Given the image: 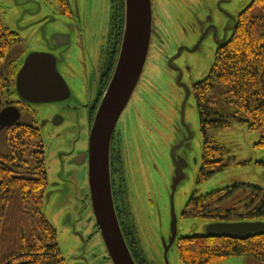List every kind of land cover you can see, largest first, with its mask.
<instances>
[{"label": "rangeland", "instance_id": "rangeland-1", "mask_svg": "<svg viewBox=\"0 0 264 264\" xmlns=\"http://www.w3.org/2000/svg\"><path fill=\"white\" fill-rule=\"evenodd\" d=\"M76 1L78 14L75 0H70L72 10L68 14L66 6L56 0H0V7L6 25L23 40L12 58L21 59V63L29 53L49 52L48 41L54 33L71 34L72 46L65 54L67 62L63 73L76 97L71 104L76 106L80 101L88 106L98 99L99 70L105 57L111 7L110 0ZM152 9L154 34L150 52L120 123L134 105L140 104L144 130L151 136L155 134L160 141L159 159L154 162L157 178L147 163V156H142L143 161L137 158L138 163L136 161L128 176L126 192L117 196L115 206L123 209L125 219L134 224V238L148 263L182 264L176 244L170 248L172 192H175L177 237L203 235L208 222L184 216L189 200L194 195L204 196L235 184L264 189V149L258 147L260 134L249 129L247 124L234 121L222 129L209 128L208 138L227 148L231 160L224 171L200 180L204 140L192 95L186 103L185 119L193 137L176 152L188 164L184 169L185 177L177 182L171 151L188 133L182 125L180 109L184 95L176 74L179 70L183 72L182 83L187 86L206 78L214 65L219 42L227 34L232 36V18L247 9L252 15H264V3L255 4L254 0H152ZM0 100L4 102L5 95ZM36 108L39 111L36 118L23 113L21 120L41 130L49 178L46 192L49 195L43 211L57 231L65 264H113L100 233L95 230L88 165L76 166L68 161L69 153L75 155L88 149L89 110L80 107L77 113L63 104ZM55 115L65 119L59 126L53 124ZM127 144L126 141L125 146ZM15 200L13 208L18 206V198ZM167 248H170L168 252ZM220 264L263 263L252 257H232Z\"/></svg>", "mask_w": 264, "mask_h": 264}, {"label": "trees", "instance_id": "trees-1", "mask_svg": "<svg viewBox=\"0 0 264 264\" xmlns=\"http://www.w3.org/2000/svg\"><path fill=\"white\" fill-rule=\"evenodd\" d=\"M56 2L70 13L66 0ZM111 6V60H117L125 1L111 0ZM249 9L238 15L231 39L218 47L208 77L193 86L204 140L200 180L224 171L231 160L227 148L208 138L209 128L222 129L234 121L247 124L260 134L258 147L264 149V15H252ZM3 15L0 7V98L5 95L0 110L16 99L13 89L22 63L12 58L14 50L23 44ZM27 112L24 109L28 117L31 113ZM22 121L0 132V264H65L57 231L43 211L49 179L41 130ZM16 197L18 206L13 208ZM184 216L206 222L264 221V189L234 185L204 196L194 195ZM123 233L131 252L135 251L133 235L128 230ZM177 253L182 264H220L232 257H252L264 264V236L254 235L247 241L181 237Z\"/></svg>", "mask_w": 264, "mask_h": 264}, {"label": "water", "instance_id": "water-1", "mask_svg": "<svg viewBox=\"0 0 264 264\" xmlns=\"http://www.w3.org/2000/svg\"><path fill=\"white\" fill-rule=\"evenodd\" d=\"M124 1V30L117 64L95 112L89 133L88 151L83 160L77 162V165L87 162L92 212L112 263L137 264L125 239L117 215L111 179V148L117 124L136 91L148 59L153 30V9L152 0ZM66 3L72 10L70 0H66ZM75 5L78 14L76 0ZM237 17L232 18L234 20L232 34L237 25ZM213 31L216 32V29L214 28ZM231 37H228L227 34L219 42V46L226 44ZM48 46L50 48L49 52H33L26 55L16 75L13 91L20 101L35 111V114L39 112L37 106L52 104L67 105L69 111L78 113L81 102L79 101V105L76 106L71 104V101L76 97L73 96V90L67 81V77L62 73L63 66L67 62L65 54L72 46V36L69 32L66 34L54 33L48 41ZM179 73L177 84L184 90V101L180 109L181 120L188 135L186 134L183 140L171 151L177 182L182 181L185 177L184 169L188 165L184 159L177 156L176 152L186 146L187 142L193 137L186 123L185 108L190 96H194L190 86L182 83V72L180 70ZM98 93L99 99L101 93L100 83ZM84 107L88 106H82V108ZM54 117L53 124L55 126H59L65 121L60 115ZM20 120L21 112L17 107L8 106L4 108L0 111V132ZM174 193L171 194L173 219L170 248L174 244L178 246V241L181 238L177 237ZM206 227L205 234L194 236L228 238L239 241H247L254 235L264 236V221L208 222ZM170 248H167V252Z\"/></svg>", "mask_w": 264, "mask_h": 264}, {"label": "flooded vegetation", "instance_id": "flooded-vegetation-1", "mask_svg": "<svg viewBox=\"0 0 264 264\" xmlns=\"http://www.w3.org/2000/svg\"><path fill=\"white\" fill-rule=\"evenodd\" d=\"M110 7H111V19H112V6H111V0H110ZM111 19H110V25H109V32L106 37V48L104 49V60H102L101 65H100V70H99V75H100V89L101 93L100 96H102L103 92L106 90L110 79L114 73L117 60H111V55H112V48L114 47V43L112 41V38H110L111 34ZM154 25V23H153ZM154 34V27L152 30V36ZM152 41V40H151ZM219 47V46H218ZM218 49V48H217ZM119 55V54H118ZM118 59V57H117ZM64 67V66H63ZM181 71V70H180ZM62 69V73H63ZM182 72V71H181ZM180 73L177 72L176 76L179 77ZM183 77V72L181 74V78ZM106 81V82H104ZM104 84V85H103ZM195 82L190 86L192 93H193V86ZM103 91V92H102ZM182 94L184 95V90L182 88ZM95 101L94 104H89L88 107H84L85 109L89 110V116L87 117V125L88 130L91 128V125L93 123V119L95 116V112L99 103V100ZM14 104H8L4 108L8 106H14L17 107L20 112H21V119L23 115L24 109L29 113H31L34 118H36L35 111L25 104L24 102L20 101L18 96L16 95V99L13 102ZM85 106V104H80V107ZM128 107V106H127ZM2 108V110L4 109ZM27 112V113H28ZM125 112V111H124ZM123 112V114H124ZM122 114V116H123ZM121 116V118H122ZM144 114L143 110L140 107V104L134 105L133 108L129 111V113L124 117V120L120 123L121 118L117 124V127L115 129L114 135H113V140H112V148H111V179H112V188H113V197L114 201L116 203L117 196L122 193L124 194L125 189L129 185V174L131 172V169L134 167V164H136V161L138 163L137 158L146 157L147 156V163L150 165L151 171L154 172V176L157 178V173H156V166H155V161L158 160L159 158V153H158V143L160 142L158 138L154 135H149L146 130H144V123L145 121H142ZM21 121V120H20ZM120 123V124H119ZM202 132V131H201ZM203 134V133H202ZM203 137V135H202ZM129 142L125 146V143ZM88 149L81 150L75 155H70L69 153V158L68 161L73 163L74 165L77 164V162H81L83 160V157L85 156L86 152ZM134 151V152H133ZM133 152V153H132ZM47 157V154L45 155ZM143 161V159H142ZM84 163L83 165H86ZM78 166V165H76ZM146 166H148L146 164ZM149 167V166H148ZM152 175V178L155 179V177ZM49 179V178H48ZM117 207V206H116ZM117 210V215L122 227V230H128L129 233H131L133 236V240L135 239L134 236L135 234V228L134 224L129 223L128 220L125 219V213L123 209L116 208ZM120 216V217H119ZM98 233H100V230L98 227L95 229ZM136 240V239H135ZM135 242V241H134ZM136 263L137 264H150L146 261L144 255L140 252L137 246V240L135 242V251L131 252ZM111 261V259H110ZM112 262V261H111Z\"/></svg>", "mask_w": 264, "mask_h": 264}]
</instances>
